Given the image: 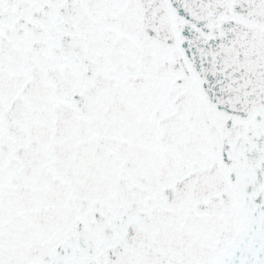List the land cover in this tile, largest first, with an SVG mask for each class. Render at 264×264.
Wrapping results in <instances>:
<instances>
[{
	"label": "snow or ice",
	"instance_id": "6c2138e0",
	"mask_svg": "<svg viewBox=\"0 0 264 264\" xmlns=\"http://www.w3.org/2000/svg\"><path fill=\"white\" fill-rule=\"evenodd\" d=\"M0 264H264V0H0Z\"/></svg>",
	"mask_w": 264,
	"mask_h": 264
}]
</instances>
